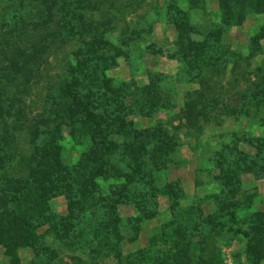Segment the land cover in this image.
Masks as SVG:
<instances>
[{
	"label": "rangeland",
	"instance_id": "obj_1",
	"mask_svg": "<svg viewBox=\"0 0 264 264\" xmlns=\"http://www.w3.org/2000/svg\"><path fill=\"white\" fill-rule=\"evenodd\" d=\"M46 1L36 17L42 0H0V69L23 51L0 102V210L2 192L19 188L0 264H176L183 247L192 264H249L248 238L264 236V0ZM207 56L221 64L202 75L225 98L193 131L181 109L200 89L190 63ZM67 79L115 147L91 140L78 113L58 125ZM246 92L259 94L238 113ZM118 190L129 198L113 208Z\"/></svg>",
	"mask_w": 264,
	"mask_h": 264
},
{
	"label": "trees",
	"instance_id": "obj_2",
	"mask_svg": "<svg viewBox=\"0 0 264 264\" xmlns=\"http://www.w3.org/2000/svg\"><path fill=\"white\" fill-rule=\"evenodd\" d=\"M40 7L41 8L39 10H36L34 16L44 17V15H46L47 13L46 10H49L51 5L49 4L48 1L42 0ZM175 27L179 34V37L183 34L185 35L186 31L188 30V25L186 26L182 22L175 23ZM60 32L61 30L55 32L56 34L51 33L49 36L53 37L54 34L58 35L57 33L60 34ZM22 54L23 51L17 49L14 53L10 54L9 58L7 59L9 62L8 67L4 66L0 69L2 71V78L4 82V87L0 88V102L2 100L10 101L11 96H8V93H11L10 88L12 87L16 89V87L19 84V80L21 78V74H20L21 71H19V69L17 70L18 68L17 59L22 58ZM217 62L220 63V59H218V57L207 56L206 58L198 57L196 61L190 63L193 64L194 67H196L197 78H195L194 80H196V83L200 86V89L199 91H196L193 94L188 95L187 100L185 101L183 108L181 109V114L186 125L193 131L199 130L198 122L200 120V117L203 115V112L208 107V105L215 104L217 101L221 102L222 99L225 98L222 91L217 90V87L219 86L218 83L215 81L212 82L211 78L202 75L204 69L211 72H213L214 70H219L217 69V65H218ZM59 83L63 92H61V94L57 97L58 101L56 102L55 108L52 107V111H51L53 116L57 120H59L58 125L67 126L65 123V119L66 117H68V114L78 113L82 118V122L84 124H87L86 126L88 127V132L90 134L91 140L100 143L102 146L104 145L105 148L109 146L115 147L116 144L111 141H108L107 137L105 136V133L99 127V123L97 122L98 113L95 112V106H93L90 103V101L82 100L75 92L71 90L72 81L67 79L64 82H59ZM258 94L259 92L256 93L246 92V93H241L240 95L237 96V98L234 97L233 98L235 101L234 108L238 110L237 111L238 113L242 110H245V107L247 108L248 105L252 102V98L254 97L256 98ZM224 106H225V110L227 111V109L229 108L226 105ZM57 166L58 168H62L58 165V163ZM100 168L101 165L95 167L94 176L102 175V171ZM133 172L135 175H139V176L141 175V177L147 175V172L143 171L142 165L140 163L134 165ZM88 180L91 179L88 178ZM49 181L53 186L54 182L57 180L53 179ZM96 187H97L96 183L93 182L92 179V181L89 183H87L86 181L83 182L82 185L80 186V189L82 190L83 193L85 192L89 193L92 192L93 188L95 189ZM18 189H19L18 187H12V189H7L8 190L7 192L6 191L2 192L3 196L1 199L2 209L0 210V235L5 232L2 225L5 220L7 221V224L11 225L10 221H12L13 214L11 213L12 209H10L11 205H9V202L13 203L15 201V197H16V193L18 192ZM128 198H129L128 193L122 190L114 191L111 193V196L108 197V204L114 208L115 206L126 202ZM224 206L225 207L233 206V203L230 202ZM254 216L255 215H252L253 218ZM230 217L233 219L234 215L231 214ZM216 220H217L216 216L214 215H210L204 218V222H206L213 230L217 228V225L221 224L220 222H216ZM173 231H175V233H177L176 235H178L179 232L177 229H173ZM198 246L201 245L199 244ZM186 250H188V248L186 247L177 250L176 257L174 258L176 264H192V258L190 259V256L186 252ZM245 255L249 259V264H261V262L264 260V236L262 234L261 235L257 234V230L247 240ZM195 264H210V263L206 262L205 260H202L201 258H197Z\"/></svg>",
	"mask_w": 264,
	"mask_h": 264
}]
</instances>
